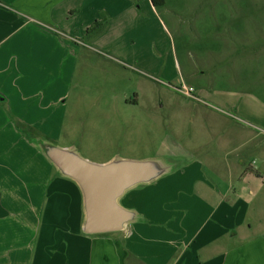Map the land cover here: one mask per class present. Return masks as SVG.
Returning a JSON list of instances; mask_svg holds the SVG:
<instances>
[{"label": "crops", "instance_id": "obj_1", "mask_svg": "<svg viewBox=\"0 0 264 264\" xmlns=\"http://www.w3.org/2000/svg\"><path fill=\"white\" fill-rule=\"evenodd\" d=\"M91 6L89 0L80 6L78 0H0V264H264V130L219 131L215 151L183 159L186 152L174 148L184 137L173 123L180 117L171 116V153L178 156L169 172L119 199L135 220L120 232H82L80 189L35 142L48 137V122L57 128L65 93L49 88L48 96L28 69L34 56L57 55L62 66L64 53L73 51L68 39L89 37L83 33L92 25L87 19L78 30L67 20ZM206 91L196 90L213 97ZM244 95L219 100L264 128L257 122H264L263 105Z\"/></svg>", "mask_w": 264, "mask_h": 264}, {"label": "rangeland", "instance_id": "obj_2", "mask_svg": "<svg viewBox=\"0 0 264 264\" xmlns=\"http://www.w3.org/2000/svg\"><path fill=\"white\" fill-rule=\"evenodd\" d=\"M89 2L93 9L76 11L66 23L80 30L91 20L83 33L89 37L72 34L73 51L64 53L62 66L57 55L29 60V74L48 96L49 88L65 93L60 121L53 130L48 122L45 140L95 164L159 159L170 165L181 150L183 159L215 151L219 131L264 130L219 100L248 93L253 98L246 100L264 107V0H163L155 11L150 0ZM181 85L192 87L198 100L173 92ZM200 86L214 99L198 94ZM171 116L180 117L173 123L184 136L175 140L179 148L173 145L177 154L171 153Z\"/></svg>", "mask_w": 264, "mask_h": 264}, {"label": "water", "instance_id": "obj_3", "mask_svg": "<svg viewBox=\"0 0 264 264\" xmlns=\"http://www.w3.org/2000/svg\"><path fill=\"white\" fill-rule=\"evenodd\" d=\"M36 146L57 171L73 181L82 194V232L100 235L124 230L136 214L124 209L119 199L131 188L149 184L169 172V165L154 160H111L95 164L79 157L70 148H58L45 139Z\"/></svg>", "mask_w": 264, "mask_h": 264}, {"label": "built area", "instance_id": "obj_4", "mask_svg": "<svg viewBox=\"0 0 264 264\" xmlns=\"http://www.w3.org/2000/svg\"><path fill=\"white\" fill-rule=\"evenodd\" d=\"M178 92L183 94L184 96L193 98L194 100H198L196 97L193 96V89L190 87H187L186 85H181L179 89H177Z\"/></svg>", "mask_w": 264, "mask_h": 264}, {"label": "trees", "instance_id": "obj_5", "mask_svg": "<svg viewBox=\"0 0 264 264\" xmlns=\"http://www.w3.org/2000/svg\"><path fill=\"white\" fill-rule=\"evenodd\" d=\"M154 7L163 5V0H150ZM89 31V30H88Z\"/></svg>", "mask_w": 264, "mask_h": 264}]
</instances>
